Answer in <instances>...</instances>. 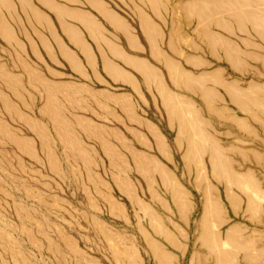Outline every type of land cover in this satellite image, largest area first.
I'll return each instance as SVG.
<instances>
[{
    "label": "rangeland",
    "instance_id": "obj_1",
    "mask_svg": "<svg viewBox=\"0 0 264 264\" xmlns=\"http://www.w3.org/2000/svg\"><path fill=\"white\" fill-rule=\"evenodd\" d=\"M166 1L182 125L0 37V264H264V0Z\"/></svg>",
    "mask_w": 264,
    "mask_h": 264
},
{
    "label": "crops",
    "instance_id": "obj_2",
    "mask_svg": "<svg viewBox=\"0 0 264 264\" xmlns=\"http://www.w3.org/2000/svg\"><path fill=\"white\" fill-rule=\"evenodd\" d=\"M133 1L129 7L135 27L106 0H0V27L5 26L7 33L0 31V37L20 52L43 61L53 74L62 75L60 66L65 68L79 81L71 83L83 90L90 83L122 86L137 97L151 92L163 106L164 93L170 118L177 117L182 125L187 119L171 100L173 93L158 67L165 69L177 89H186L182 68L169 53L184 49L174 42L172 20L166 18L168 2ZM166 25L170 29L164 32ZM188 56L192 65L203 63L197 53ZM173 63L181 75H172L168 67ZM121 97L114 96V103L119 104ZM183 128L187 131L185 123ZM159 145L164 146L162 140ZM188 145L193 143L188 141Z\"/></svg>",
    "mask_w": 264,
    "mask_h": 264
}]
</instances>
